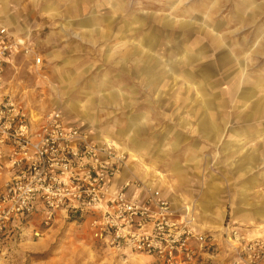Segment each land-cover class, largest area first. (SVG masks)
Masks as SVG:
<instances>
[{"label": "rangeland", "instance_id": "1", "mask_svg": "<svg viewBox=\"0 0 264 264\" xmlns=\"http://www.w3.org/2000/svg\"><path fill=\"white\" fill-rule=\"evenodd\" d=\"M7 20L46 64L35 74L16 60L7 85L36 114L58 109L90 139L126 152L121 180L164 195L168 179H179L168 164L177 161L180 183L191 171L218 180L220 230L232 228L239 186L242 203L264 206V0H0V25ZM203 104L212 131L198 120ZM126 124L137 146L104 133ZM16 243L0 251V264H159L107 249L85 217L58 215L39 237L25 231ZM223 252L231 254L227 238Z\"/></svg>", "mask_w": 264, "mask_h": 264}, {"label": "built area", "instance_id": "2", "mask_svg": "<svg viewBox=\"0 0 264 264\" xmlns=\"http://www.w3.org/2000/svg\"><path fill=\"white\" fill-rule=\"evenodd\" d=\"M18 54L41 69L42 58L27 37L0 25V174H6L0 185V251L15 240V230L39 237L62 215L85 217L94 239L161 264L191 263L212 253L210 238L193 228V207L180 212L159 190L144 192L137 179L113 189L126 152L68 126L58 109L36 114L21 97L3 92L5 67ZM226 235L229 264H264V238L243 239L232 228Z\"/></svg>", "mask_w": 264, "mask_h": 264}, {"label": "crops", "instance_id": "3", "mask_svg": "<svg viewBox=\"0 0 264 264\" xmlns=\"http://www.w3.org/2000/svg\"><path fill=\"white\" fill-rule=\"evenodd\" d=\"M6 22L8 24V26H6V27H8L9 32H11L14 35L19 34V35L26 36L23 31L12 30L10 28L11 23L8 20ZM26 37L28 39L29 44L31 45L32 42L30 41L29 36L27 35ZM40 56L42 58V64H41V68H42L46 64L44 63V56L43 55H40ZM144 58H145V56L143 57V59ZM18 59H20L21 61L24 60L26 66L28 67L27 70H29V71L32 70L31 72H33L35 74L37 72V69H35V68L32 69L33 68L32 58L30 56H28L27 60H25L23 54H18L15 57V59L13 60L12 65L6 66L5 70H4V77L3 78H4V85L5 86H4L3 92L10 94V95H14V94L16 95V93L13 92L14 88L10 84L7 85V83H9L7 81L8 80L7 79V70L9 68L15 67L14 64H15L16 60H18ZM28 62H29V65H28ZM60 69H62V68H58V67L55 68V72H58ZM40 72H42V71H40ZM43 72H44V69H43ZM45 72H46V70H45ZM46 75L48 77L50 76L49 73H46ZM200 109L201 110L198 112V117H199L198 120L201 123V126L205 125L206 128L210 127V131H212V129L215 128L214 119L212 118V115L211 116L206 115L207 107L204 104ZM62 117H63V115H62ZM63 119L65 121L64 117H63ZM66 124L68 126L72 125V123H69L68 121H66ZM131 125L133 126L132 127L133 131H135V133H134V135H135L136 134L135 128L137 127L136 122L132 123ZM127 127H128V125L126 124L124 127H119V129L117 130L114 126H108L104 130V133L108 134L107 131H110V134H112V136H115V135H118L115 132H118L120 134V136L118 135L117 142H121L122 144H126V147L129 146L130 143H131V145L136 144V146H137L139 143H137V141L133 140V137H134L133 133H131V132H130V134H129V132L127 133ZM213 132H218V129H214ZM127 138L129 141L125 142V140H127ZM171 145L173 148H176L178 146V144L175 142L172 143ZM251 151L253 152L252 154L257 153V152H254V150H251ZM247 153H248L247 151L243 152L242 153L243 156L239 157V159L243 158ZM138 158L140 159V157H138ZM199 159L200 158H194L196 163L199 162ZM239 159H237V161ZM253 160H255V157L253 158ZM170 161H177V160H170ZM189 162L190 161L188 159L185 160V164H188ZM177 163H178L177 165H171L168 162L169 166L173 167L174 170L177 171L176 176H178L179 179H172V178L168 179L169 187L165 189L164 195L163 194L162 195L165 198H167L169 200V202H171V205L174 209H176L180 212L184 207H191V208L193 207V209L195 211L194 212V220H193V228L197 232H201V233L206 234L208 236V238H210V242H212L214 244V250L212 253L200 254L195 261H193L191 263H180V264H229L230 255L228 258H227V255L230 253H224L223 252V247H225V238L227 236L226 233L229 230H220L223 227V222H222L223 221L222 220L223 211L221 209H218L217 205L214 203L217 200L216 199V193H218V194L221 193L220 184H217L218 180L215 182L214 181L208 182L205 179H197L195 177L196 174H194L195 172L191 171L192 173L190 174V176L189 177L185 176V179H182V181H184V182L180 183V174L181 173L176 168L181 166L182 163L179 161H177ZM251 165L252 164L244 165L242 167L243 169H240V171L242 172V170H244V169L246 170ZM139 166L142 168V165H139ZM237 167H239V166L237 165ZM141 168L138 170H141ZM246 173H248V172H246ZM123 174H127V173L124 172ZM5 178H6V174H0V185L2 184V182L4 181ZM124 180H121V177L118 178L117 180H115V183L113 185V189L118 188ZM180 184L183 185L182 188H180L181 187ZM244 190L245 189L240 187V186L237 190V198H236L235 202H236V204H239V205H234L232 208V216H231V218H232V223H231L232 229H235V231H237V233H239L243 239H249L248 237H250V236H252V238H259V237L264 238V227L259 228L261 226L260 225L261 223L259 220L264 218V206L259 207L256 205H248V204L242 203V196L247 195L244 192ZM242 191L244 194L241 193ZM203 192H204V194H203ZM130 193L133 194L134 196H138V197L141 196V195H136V193H134L133 189H130ZM200 198L201 199L203 198V200L200 201ZM179 199H181L182 201L180 202ZM195 201H197V204L195 203ZM251 223L256 225L258 228L257 227L250 228L249 226H251L250 225ZM25 231H29V230H23V231H21L20 234H18V232H19L18 230H15L14 231L15 240L12 243L7 244V248L4 247V250L1 251V253H4L7 250H12L17 244L16 240L18 239L20 241L22 236L25 234ZM31 231L32 230H30V232ZM106 248L111 250L112 252H114L116 254L123 255V256H131L130 254L140 255L138 253H133L128 249L117 250V249L111 248L107 245H106ZM147 256L151 257L149 255H147ZM151 259L155 261L154 258L151 257ZM159 264H161V263H159Z\"/></svg>", "mask_w": 264, "mask_h": 264}]
</instances>
